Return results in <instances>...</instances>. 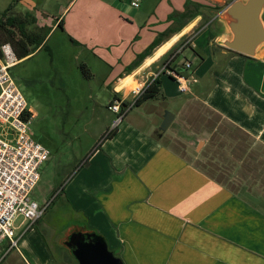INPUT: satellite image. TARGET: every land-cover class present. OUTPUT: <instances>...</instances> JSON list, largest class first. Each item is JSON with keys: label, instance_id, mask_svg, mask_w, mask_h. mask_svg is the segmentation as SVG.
Instances as JSON below:
<instances>
[{"label": "crops", "instance_id": "crops-1", "mask_svg": "<svg viewBox=\"0 0 264 264\" xmlns=\"http://www.w3.org/2000/svg\"><path fill=\"white\" fill-rule=\"evenodd\" d=\"M232 1L68 0L52 25L40 23L50 35L61 29L69 37L87 58L90 79L101 74L113 94L109 105L116 98L132 105L134 89L157 77L162 87L157 100L96 133L97 145L61 189L82 218L61 237L41 218L19 240L16 249L28 255L18 254L23 264H78L68 246L77 234L101 236L123 264H264V52L248 59L219 44L217 18ZM187 4H194L191 17L172 18ZM161 35L153 54L129 72ZM180 45L170 69L188 78L185 92L162 72ZM186 50L192 59L176 64ZM200 108L216 119H199ZM166 110L174 120L161 132ZM216 140L224 147L209 146ZM212 162L233 166L231 173L246 170L248 179L235 188L217 177Z\"/></svg>", "mask_w": 264, "mask_h": 264}, {"label": "rangeland", "instance_id": "rangeland-1", "mask_svg": "<svg viewBox=\"0 0 264 264\" xmlns=\"http://www.w3.org/2000/svg\"><path fill=\"white\" fill-rule=\"evenodd\" d=\"M13 1L0 0V16ZM67 3L68 0H18L15 9L22 13L34 12L39 23L52 25L53 13ZM47 41L36 53L20 61L11 70V74L32 114L30 129L33 137L51 152L48 162L40 168L41 179L31 198L45 207L42 223L61 237L68 226L82 218L73 211L68 192H61L62 186L66 184L68 175L97 145V134L105 131L108 123L113 124L117 115L108 109L113 94L110 89L102 87L101 74L98 73L93 79L85 75L82 66L85 63L89 65V62L72 45L69 37L58 29ZM181 45L173 50L164 63L178 53ZM185 58L192 59L191 51L186 50L184 54H180L175 63L183 64L186 62ZM89 67L86 66L91 71ZM137 108L138 106L134 108L133 113L137 112ZM199 112V119H216L204 108H200ZM221 145L224 147L225 144H219L216 140V143L209 146L217 149ZM202 147L199 146L197 150L201 151ZM199 162L210 167L205 159ZM232 167L222 169L212 162L211 169L217 172V177L231 181V185L236 188L234 183L246 181L248 176L245 174L246 170L238 174L231 173ZM223 170L229 175H223ZM58 243L59 239H55L52 249L56 257L60 258L62 247ZM14 249L6 254L2 264H23L18 254L22 251L27 255L26 252Z\"/></svg>", "mask_w": 264, "mask_h": 264}, {"label": "built area", "instance_id": "built-area-1", "mask_svg": "<svg viewBox=\"0 0 264 264\" xmlns=\"http://www.w3.org/2000/svg\"><path fill=\"white\" fill-rule=\"evenodd\" d=\"M133 5L138 7L137 2ZM173 60L174 57L168 60L162 72L172 76L185 92L188 78L169 68ZM17 63L13 47L3 44L0 47V264L44 215L45 207H41L31 195L41 179L40 168L50 157V150L32 135V114L11 74ZM190 66L186 64L187 68ZM144 88L134 89L135 101ZM123 102L115 99L108 107L117 115L114 128L134 106L133 103L123 107Z\"/></svg>", "mask_w": 264, "mask_h": 264}, {"label": "water", "instance_id": "water-1", "mask_svg": "<svg viewBox=\"0 0 264 264\" xmlns=\"http://www.w3.org/2000/svg\"><path fill=\"white\" fill-rule=\"evenodd\" d=\"M218 22L223 30L219 44L233 52L257 59L264 52V0H233ZM174 115L165 111L159 130L165 132ZM78 264H123L101 236L74 235L68 245Z\"/></svg>", "mask_w": 264, "mask_h": 264}, {"label": "trees", "instance_id": "trees-1", "mask_svg": "<svg viewBox=\"0 0 264 264\" xmlns=\"http://www.w3.org/2000/svg\"><path fill=\"white\" fill-rule=\"evenodd\" d=\"M16 2H18V0H14L13 3L10 4L9 7L6 8L0 16V47L3 44H10L15 51L17 59L22 60L35 53V51L44 44V42L49 37L52 28L48 26H41L38 21L37 15L34 12H18L15 9ZM191 5L194 4H187L186 11L184 13L173 16L172 18L183 19L186 17H191ZM202 8L203 7H201L200 5H196L197 15H202V13L199 12V10H202ZM193 17L194 16H192V18ZM58 27L63 28V19L58 23ZM163 37V35L159 36L143 53H141L129 67L128 71L132 72L134 69L141 66L143 61L147 57L151 56L154 50L161 44ZM244 57L251 59L246 56ZM170 65L171 64L168 65L169 68H171ZM82 68L85 75L90 77L91 73L90 71H88L86 66L83 65ZM171 78L174 79L172 76ZM161 87L162 86L160 79L158 77L155 78L144 88V91L136 99L133 107L140 106L150 100H157L161 96ZM128 104L129 102H123L122 105L124 107Z\"/></svg>", "mask_w": 264, "mask_h": 264}, {"label": "flooded vegetation", "instance_id": "flooded-vegetation-1", "mask_svg": "<svg viewBox=\"0 0 264 264\" xmlns=\"http://www.w3.org/2000/svg\"><path fill=\"white\" fill-rule=\"evenodd\" d=\"M70 239H71V238H69V239L67 240V244H68V242L70 241Z\"/></svg>", "mask_w": 264, "mask_h": 264}]
</instances>
